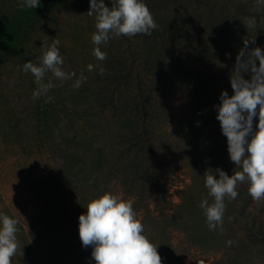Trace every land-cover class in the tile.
<instances>
[{
  "label": "trees",
  "instance_id": "1",
  "mask_svg": "<svg viewBox=\"0 0 264 264\" xmlns=\"http://www.w3.org/2000/svg\"><path fill=\"white\" fill-rule=\"evenodd\" d=\"M80 1L40 0L37 8L18 7L12 12L9 2L0 0V72L9 64L28 61L39 25L55 17L58 10H73ZM235 1L233 9L222 7L217 14L212 8L200 10L196 19L182 21L177 27L175 22H169L162 29L153 30L150 36L121 35L128 46L127 56L122 52L112 57L103 67L105 73L97 74V80H93L101 83L93 95L94 108L102 111L110 107L115 123L121 124L128 134L114 145L111 158L95 136L77 140L75 133L70 147L61 149L50 134L62 122L61 113L67 116L66 105L55 94L51 95L55 104L48 97L39 101L31 125L38 129L39 139L50 133V154H58L54 163L57 172L51 175L57 194L52 201H42L47 208L53 205L55 228L67 237L44 251L36 240L34 250L27 232L20 228L25 241L23 251L31 261L22 264H95L91 248L81 246L76 221L91 199L110 192V185L119 191L120 197L132 202L144 225V234L158 245L162 264H199L198 260L186 261L184 254L197 257L210 253L220 254L218 264H251L264 251V230L253 213L260 201L249 195V184L237 185L235 200L225 198L223 232L219 228L208 229L204 211L199 207L201 199L208 196L199 179L206 169L219 168L229 176L241 170L229 159L227 140L214 106L219 105L222 91L233 94L229 77L244 43L254 40L249 47H260L259 30L264 29V18L261 21L256 12L264 17V7L258 9L252 0ZM209 2L202 0L204 6ZM250 17L256 21L253 27L246 23ZM241 72L245 79L249 78L244 69ZM151 78L157 79L155 87L148 82ZM160 82L167 92L185 99L189 113L178 118L161 104L162 91L157 87ZM103 98L105 101H101ZM92 118L97 116L92 114ZM200 154L207 158L205 167L198 161ZM178 170H182L188 183L177 185ZM171 186L179 187L177 205L168 200ZM44 188L47 187L42 188L45 192ZM208 198L211 203L212 198ZM70 208L72 211L67 214ZM63 220L69 226L67 233L60 229ZM228 240L235 243L226 246ZM56 250L64 256L51 261ZM230 255L233 259H225Z\"/></svg>",
  "mask_w": 264,
  "mask_h": 264
},
{
  "label": "rangeland",
  "instance_id": "2",
  "mask_svg": "<svg viewBox=\"0 0 264 264\" xmlns=\"http://www.w3.org/2000/svg\"><path fill=\"white\" fill-rule=\"evenodd\" d=\"M6 1L9 2L12 12L21 3V0ZM213 1L210 0L209 4L204 6L202 0H144L159 29L165 27L169 22H175V27H177L176 25L182 21L194 20L196 13L200 10L205 11L212 8L213 13L217 14L222 10V7L223 9L228 7L233 9L232 5L237 2L235 0H221L217 3ZM104 3L111 7L115 0H104ZM252 3L256 4L258 9L264 7V5H258L257 0H252ZM88 10L89 0H81L73 10H58L55 17L44 20L37 28L31 41L30 52L27 54L28 61L39 64L43 49L50 45L52 39L55 38L60 41L58 47L64 59L62 68L67 73L75 72L77 74L75 78L61 83L50 72L47 73L45 82L51 81L56 86L38 99H34L32 93L39 88V85L30 72L25 73L23 71V65L27 61L20 64H9L0 72V213L7 214L18 221L17 238L23 253L21 255L17 251L16 255L12 257L11 264L31 262L28 253L23 251L25 241H23L24 236L20 228L27 232L29 244L34 250H36V240L43 249L40 247L41 251H44L45 249L48 250L53 243H58L67 237L62 236L55 228L53 205L51 208H47L42 201V198L52 201V197L57 194L56 186H53L55 181L51 175L57 172L54 163L58 154L56 152V156L50 154L51 149L48 145L51 141L49 140L50 133L43 134L39 139L38 129L35 130L34 126L31 125L33 111L38 107L39 101H44L46 97L49 98L55 94L59 95L66 105L65 115L67 116L61 113L62 122L55 129L54 134H50L55 137V143L60 145L61 149L70 147V138L75 133L77 140L95 136L97 138L94 139L105 146L108 156L111 158L114 145L128 135L121 124L115 123L114 112L110 107L100 111V108L96 109L92 104L94 93L101 88L100 81H93L97 80L99 68L105 67L112 57L122 52L124 56H127L125 49L128 46L123 42L121 35L114 36L107 44L100 46L101 51L107 53L106 60H97L93 55V49L96 46L91 41V34L96 31L95 17L88 16ZM224 13L226 12L224 11ZM256 13L262 21L264 17L258 12ZM259 31L262 38L260 47L264 50V29ZM89 64L95 66L93 71L88 70ZM81 73L87 79L81 87L75 89L72 85ZM149 81L152 82L151 86L155 87L157 79L151 78ZM105 87L106 94L109 95V89L107 86ZM157 87L162 91L159 93L161 104L165 108H169L168 110L172 114L181 118L183 114L190 112V106L182 96L167 92L161 82L157 84ZM51 100L55 104V98L52 97ZM103 100L104 98L101 101ZM92 114L97 118H92ZM75 118L76 122H72ZM256 123L257 119L254 118L253 131H255ZM71 125L73 129H71ZM198 161L202 163L203 167L207 164V158L204 154L198 156ZM203 173L199 176L201 188L204 184ZM177 176L175 180L177 185L188 183L182 170L177 171ZM245 183L248 184L247 181ZM110 186L109 193L119 196V191L112 185ZM43 187H47L44 188L45 192L42 190ZM178 189L179 187L171 186L169 190L168 200L173 205L179 203ZM71 211L70 208L67 214ZM253 213L264 230V201L256 204ZM63 221L60 229L63 233H67L66 228L69 226L66 224V220ZM76 224L78 225V220ZM238 229L236 227L235 230ZM184 255L185 260L191 263L197 260H203L204 264H218L220 262L219 253L197 257ZM61 256H64V253L56 250L52 252L51 261L59 259ZM225 259L231 260L233 258L230 255ZM251 264H264V251L251 261Z\"/></svg>",
  "mask_w": 264,
  "mask_h": 264
},
{
  "label": "clouds",
  "instance_id": "3",
  "mask_svg": "<svg viewBox=\"0 0 264 264\" xmlns=\"http://www.w3.org/2000/svg\"><path fill=\"white\" fill-rule=\"evenodd\" d=\"M257 2L264 5V0ZM39 6L40 0H21L19 5L21 9ZM87 15L95 17L96 31L91 34V41L96 46L93 55L99 61L107 58V53L101 51L100 46L114 36H150L158 28L144 0H115L111 7L106 6L104 0H89ZM246 23L253 27L255 18H246ZM254 42L244 43L236 56L233 74L229 77L233 94L229 96L222 91L219 105L214 106L216 119L227 140L229 159L241 170L231 176L219 168L205 170L203 179L208 196L201 199L199 207L204 211L210 231L219 228L223 232L225 198L235 200L238 197V184L247 181L252 199L264 201V50L261 47L250 48L249 44ZM59 44V40L52 39V43L43 49L39 64L27 61L23 65V71L30 72L39 85L32 93L34 99L56 86L51 81L45 82L47 73L50 72L61 83L77 75L63 70L64 59ZM94 67L92 64L87 66L89 71ZM241 69L249 73L248 79L244 78ZM105 71V68H99L101 75ZM86 79L81 73L72 87L78 89ZM51 99L49 97V101ZM254 118L257 119L255 131ZM208 197L212 198L211 203ZM84 209L85 213L78 216V236L82 247L91 248V259L95 264H162L158 245L144 234V225L137 218L130 200L105 192L91 199ZM17 232L18 221L0 213V264H11L18 249L23 255ZM234 243L228 240L226 246ZM199 264H204V261L200 260Z\"/></svg>",
  "mask_w": 264,
  "mask_h": 264
}]
</instances>
